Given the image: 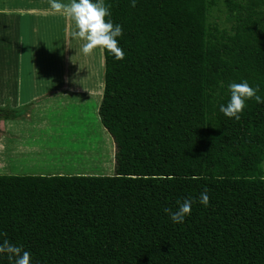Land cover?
Listing matches in <instances>:
<instances>
[{
    "label": "trees",
    "instance_id": "1",
    "mask_svg": "<svg viewBox=\"0 0 264 264\" xmlns=\"http://www.w3.org/2000/svg\"><path fill=\"white\" fill-rule=\"evenodd\" d=\"M219 3L223 28L208 23ZM104 4L125 53L103 50L98 115L114 174L0 176V242L32 264H264V103L246 101L239 120L220 112L230 83L264 97V0ZM185 199L191 213L175 224L167 210Z\"/></svg>",
    "mask_w": 264,
    "mask_h": 264
},
{
    "label": "crops",
    "instance_id": "2",
    "mask_svg": "<svg viewBox=\"0 0 264 264\" xmlns=\"http://www.w3.org/2000/svg\"><path fill=\"white\" fill-rule=\"evenodd\" d=\"M75 30L49 0H0V108L23 115L0 118V176H113L115 144L98 115L103 50L92 52L99 67L93 70L91 54L81 51L84 41L71 36ZM87 107L103 151L83 134L90 127ZM70 137L72 146L66 144ZM78 138L84 145L76 149ZM67 154L80 156L81 164L87 158V166H73Z\"/></svg>",
    "mask_w": 264,
    "mask_h": 264
},
{
    "label": "clouds",
    "instance_id": "3",
    "mask_svg": "<svg viewBox=\"0 0 264 264\" xmlns=\"http://www.w3.org/2000/svg\"><path fill=\"white\" fill-rule=\"evenodd\" d=\"M132 4L135 5V0H132ZM49 5L54 13L62 14L74 22L76 30L71 36L73 39L84 41L81 49L83 54L90 55L94 50L100 49L113 54L116 60L124 59V50L119 46L117 39L122 37L123 28L120 24L113 23L111 12L105 6L104 0H70L69 3L49 0ZM228 88L230 99L226 105L220 107V112L226 118L239 120L248 100L254 99L258 104L264 103V97L258 95L259 88L250 86L247 81L230 83ZM189 179L199 181L203 177L194 174ZM193 203V200L185 199L182 203L178 202L175 211L167 210L170 220L175 224L183 223L190 215ZM198 203L204 207L209 205L207 190L200 193ZM3 236H6V233H0V237ZM5 255L10 264H32L31 253L7 239L0 242V256Z\"/></svg>",
    "mask_w": 264,
    "mask_h": 264
},
{
    "label": "rangeland",
    "instance_id": "4",
    "mask_svg": "<svg viewBox=\"0 0 264 264\" xmlns=\"http://www.w3.org/2000/svg\"><path fill=\"white\" fill-rule=\"evenodd\" d=\"M208 23L210 25H217L220 28L227 26L226 13H225V9H224L222 3H219L218 6L211 11L210 15L208 16ZM91 61L93 62V66H94L93 70L96 69V66L99 70L98 61L94 56H92V54H91ZM102 72H103V69H102ZM87 109H88V107H87ZM88 111H89L88 112V118H89L88 124H90V127H89V129H85V132L83 134L87 135V138H88L87 142L89 145L93 146L94 148H99L101 151H103L104 150L103 136L101 135L98 126H96L97 130L92 126V120H93L92 119V111L90 109H88ZM66 144L68 146H72L73 141H72L71 137L66 139ZM83 145H84V141H81L78 138V140L75 143L76 149L80 148ZM66 156L70 157L74 160V163L72 164L73 166H76V167H78V166L79 167H82V166L86 167L87 166V164H86V162H88L87 158H85L84 162L81 164L79 161L80 156L76 155V159H74L73 157H71L68 154ZM91 168H93V167H89V169H91ZM262 169L264 172V163L262 165Z\"/></svg>",
    "mask_w": 264,
    "mask_h": 264
}]
</instances>
